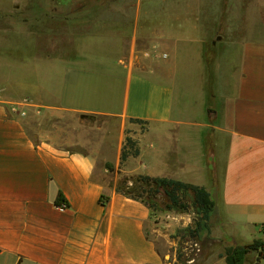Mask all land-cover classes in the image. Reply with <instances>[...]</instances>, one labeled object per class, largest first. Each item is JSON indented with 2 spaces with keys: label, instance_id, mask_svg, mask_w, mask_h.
<instances>
[{
  "label": "crops",
  "instance_id": "crops-1",
  "mask_svg": "<svg viewBox=\"0 0 264 264\" xmlns=\"http://www.w3.org/2000/svg\"><path fill=\"white\" fill-rule=\"evenodd\" d=\"M219 1L117 0L115 33L70 59L36 50L18 80L5 77L0 264H171L156 241L169 233L148 205L117 191L121 171L204 186L216 202L213 221L234 238L241 226L264 232V0L251 3L246 31L228 48L222 35L212 42L210 71L205 26L219 19ZM23 97L41 111L11 112ZM74 114L118 120L115 145L71 149L76 140H61L57 122ZM127 136L139 155L121 168ZM178 227L171 220L167 229Z\"/></svg>",
  "mask_w": 264,
  "mask_h": 264
},
{
  "label": "rangeland",
  "instance_id": "rangeland-1",
  "mask_svg": "<svg viewBox=\"0 0 264 264\" xmlns=\"http://www.w3.org/2000/svg\"><path fill=\"white\" fill-rule=\"evenodd\" d=\"M115 1L117 0H0V99L4 94L5 77H8V80L11 77L18 80L19 66L26 61L34 60L36 50L43 53L44 59H70L78 54L86 43L97 44V41L102 39L101 34H104L105 37L108 29H113L109 32L115 33L113 28L115 16L117 12L122 11L114 7ZM253 1H219V19L205 26L211 36V40L205 45V55L210 71L216 57L212 42L218 35H222L225 38L224 48H228L235 41L231 37L232 34L245 32L249 22L247 18L250 16L249 7ZM100 2H108V8H100ZM82 4L87 5L88 8H80ZM39 5H43V7H39ZM217 12L214 10V14ZM209 13L211 16L212 10ZM103 14L104 18L107 16L111 19L109 24H102L100 19L103 18L101 17ZM110 14L111 16H109ZM230 19L231 22H229ZM89 40L92 42H88ZM69 56L70 58H68ZM27 76L33 81L36 79L31 72ZM20 104L24 105L21 112L25 114H20L22 116L41 111L29 97H23L15 104H11L10 110L13 106ZM35 122L33 123L36 124L37 122ZM57 124L61 140L74 138L76 143L71 145V149L82 152L91 151L101 141L105 142L110 139L115 145L120 130L118 120L86 114L61 116ZM51 125L54 127L56 123ZM104 148L107 147L104 146ZM126 162L127 160L121 165V168L130 165ZM137 176L131 172L121 171L118 182L128 179L129 185H132V179ZM165 199L164 196L161 198L162 201ZM186 201L191 205L187 211L156 210L157 214L153 216L157 226L161 227L164 233H169L168 241L161 235H157L156 241L161 250L170 251L174 255L170 257L171 264H180L177 260L179 251L184 254L185 264H220L221 260H226L227 246L245 244L253 242L255 239L264 240V232H253L250 228L247 230L245 226L239 228L243 233L242 237L234 238L229 233L228 227L217 224L215 217L214 221L212 220L210 236L207 237V233L204 231L201 240L181 239L178 231L193 225L196 216L191 194L186 196ZM171 220L179 222V227L172 233L167 229ZM217 238H221L222 241H217ZM258 258L259 261H257ZM247 260V264H264V258L257 252H250Z\"/></svg>",
  "mask_w": 264,
  "mask_h": 264
},
{
  "label": "trees",
  "instance_id": "trees-1",
  "mask_svg": "<svg viewBox=\"0 0 264 264\" xmlns=\"http://www.w3.org/2000/svg\"><path fill=\"white\" fill-rule=\"evenodd\" d=\"M133 121L140 120L134 119ZM130 155L138 156L139 148L136 147L133 139L127 136L121 161L127 160ZM108 168L112 170L114 166L108 164ZM132 180V185H129L128 179H123L118 182L116 187L117 191L127 197L144 202L151 209L152 217L157 214L156 210H189L191 205L186 201V196L191 194L192 206L196 214L194 224L180 229L178 234L181 236V239L187 241L201 240L204 231H206L207 237L210 236L216 202L206 187L173 178L152 177L149 175H138ZM163 196L166 198L164 201L161 200ZM63 202L66 203L63 194L60 192L57 204L60 205ZM250 252H257L264 258V240L255 239L253 242L227 246L225 254L226 262L227 264H247V258ZM183 255L179 251L177 260L180 264H185Z\"/></svg>",
  "mask_w": 264,
  "mask_h": 264
},
{
  "label": "built area",
  "instance_id": "built-area-1",
  "mask_svg": "<svg viewBox=\"0 0 264 264\" xmlns=\"http://www.w3.org/2000/svg\"><path fill=\"white\" fill-rule=\"evenodd\" d=\"M22 106H24V105H17V106H13L12 108H11V112H13V113H17V114H22V115H24L25 113L24 112H21L22 110ZM60 207L62 208V209H64V208H66L67 207V204L65 203V202H63V203H61L60 204Z\"/></svg>",
  "mask_w": 264,
  "mask_h": 264
},
{
  "label": "water",
  "instance_id": "water-1",
  "mask_svg": "<svg viewBox=\"0 0 264 264\" xmlns=\"http://www.w3.org/2000/svg\"><path fill=\"white\" fill-rule=\"evenodd\" d=\"M261 254H259V256H260ZM257 261H259V258H258V260ZM256 264H258V263H256Z\"/></svg>",
  "mask_w": 264,
  "mask_h": 264
}]
</instances>
